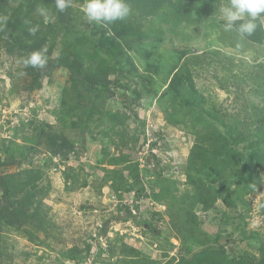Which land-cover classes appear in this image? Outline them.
<instances>
[{
  "label": "rangeland",
  "instance_id": "rangeland-1",
  "mask_svg": "<svg viewBox=\"0 0 264 264\" xmlns=\"http://www.w3.org/2000/svg\"><path fill=\"white\" fill-rule=\"evenodd\" d=\"M83 2L71 0V6L64 12L71 14L76 21L80 17L84 20ZM227 2L218 0L207 6L202 15L205 17L200 20L182 21L176 27V33L171 31L172 21L162 23L166 35L160 41L149 40L142 47L138 44L130 48L126 46L132 62L150 77L148 81L153 90L159 89V95H154L152 91L143 90L139 78L130 83L123 81V86L130 84L131 89H116L108 105V110L124 116L132 134L140 132L141 121L145 123L144 136L131 151L140 169L143 192L122 189L112 193L107 185L100 190L97 165L103 156L102 149L107 148L115 157L119 150L112 144V141L118 142V136L110 134L111 139H105L106 143L102 141V130L106 125L99 126L98 121L91 123L92 130L88 133L78 131L79 150L71 153L67 161L61 160L60 155L49 160L51 147L45 138L37 143L31 142L38 133L43 136L46 132L61 129L56 111L60 107L62 89L68 85L69 71L61 64L54 68L49 64L35 71V81L21 63L23 57L19 50L0 39V175L47 164L51 190L44 206L57 226L49 236L40 232L38 240H30L14 229L3 228L0 232V264L116 262L118 257H113L110 246L119 238L158 264H169L173 258L177 262L182 256L198 253V250L188 253L176 236L167 214L166 201L153 198V191L158 192L159 188L155 186L156 175L151 173L154 166L149 157L159 160V167L153 170L158 169L163 178L174 182L177 195L193 192L185 173L195 141L190 131L192 125H169L165 119L169 99L160 97L171 80L167 77L169 64L183 71L188 68L198 88L218 108L237 116L243 127L251 132L257 129L264 132V44L241 39L234 29L224 30L219 6ZM160 35L153 32L154 38ZM181 50L185 51L183 57L179 53ZM134 90H139L140 95ZM230 122L234 123L231 119ZM69 133L66 134L69 136ZM76 134L74 130L71 137ZM10 141L20 145L30 143L35 151L30 155L24 153L23 157L19 154L13 162L5 164L10 154L2 151V145ZM89 169L93 170L92 175ZM259 176L261 183L247 197L251 204L246 216L247 238H242V231L235 229L237 225L233 220L230 223L224 221V211L231 218H235L236 213L227 210L220 200L216 202L214 212L206 213L200 205L196 211L204 239L215 236L219 226L225 224L226 250L234 256L249 254L252 261L260 258L259 247L264 240V169L260 170ZM85 180L88 185L83 187ZM74 182H77L76 187ZM250 232L258 233L262 241L252 239ZM68 253L77 256L78 260L70 261L62 256Z\"/></svg>",
  "mask_w": 264,
  "mask_h": 264
},
{
  "label": "trees",
  "instance_id": "trees-1",
  "mask_svg": "<svg viewBox=\"0 0 264 264\" xmlns=\"http://www.w3.org/2000/svg\"><path fill=\"white\" fill-rule=\"evenodd\" d=\"M216 1L218 0H127L132 11L126 19L100 26L89 24L80 16L76 21L71 14L59 12L53 0H0V39L18 49L23 58L33 50H46V66L51 64L49 67L54 68L61 64L69 71L68 85L62 89L60 107L56 111L61 129L46 132L43 136L38 133L31 142L37 143L45 138L51 147L49 160L60 155L61 160L67 161L71 153L79 150L78 131L86 134L92 130L91 123L98 121L99 126H107L102 130V141L106 143L105 139H111L110 134L118 136V142L115 140L112 144L119 150L115 157L107 148L102 149L103 156L99 158L97 165L100 190L107 185L112 193L122 189L143 192L140 169L134 162L131 151L144 136L145 123L141 121L140 132L132 134L130 124L124 116L118 111L108 110V105L116 89H131L130 84L123 86V81L130 83L139 78L143 90L152 91L154 95L159 93V89L153 90L148 81L150 77L145 76L132 62L126 46L130 48L138 44L142 47L149 40L160 41L166 35L162 23L172 21L171 31L176 33V27L182 21L204 18L202 15L205 8ZM37 8H45L49 17L40 16ZM36 25L39 26L38 32L34 36L30 35L29 27ZM153 32L161 35L154 38ZM244 39L252 44H264V28H257L252 36ZM179 53L181 57L185 56L184 50ZM168 67L167 77L171 80L160 97L169 99L165 107V119L169 125H192L190 131L194 134L195 141L188 156L185 173L187 183L194 190L192 193L177 195L174 182L167 181L153 167L151 173L156 175L155 186L159 190L152 194L155 200L166 201L173 231L180 238L183 247L188 249V253L198 250L194 256H182L177 262L173 258L169 264H264V240H260L261 236L259 239L258 233L249 234H252V239L262 241L259 259L252 261L249 254L234 256L225 248L228 238L225 235L226 225L221 224L215 236L206 240L199 227L196 212L199 205L206 213L214 212L216 202L220 200L227 210L236 213V217L231 218L224 211L225 220L224 217L222 220L227 223L233 220L237 225L235 229H241L242 238H247L246 216L251 209L247 197L261 183L259 173L264 169V132L260 129L251 132L239 123L237 116L218 108L198 88L188 68L183 71L171 64ZM36 70L26 68L35 81ZM133 92L140 95L139 90ZM74 130L77 134L73 138L71 134ZM68 131L69 136L66 134ZM2 151L10 154L5 162L9 164L19 154L22 157L30 155L35 149L30 143L20 145L16 141H10L2 145ZM155 160L159 167V160ZM47 167L45 164L43 167H28L15 173L0 175V232L7 227L22 232L30 240H38L40 232L49 236L52 234L51 230L57 228L49 215V209L44 206L51 190ZM92 172L89 169L90 175ZM73 185L76 187L77 182ZM87 185L86 180L82 182L83 187ZM209 244L215 246L210 247ZM89 249L90 245L87 247L88 252ZM110 250L113 257H118L117 261L96 264H158L121 238L111 243ZM62 256L70 261L78 260L72 253Z\"/></svg>",
  "mask_w": 264,
  "mask_h": 264
},
{
  "label": "clouds",
  "instance_id": "clouds-1",
  "mask_svg": "<svg viewBox=\"0 0 264 264\" xmlns=\"http://www.w3.org/2000/svg\"><path fill=\"white\" fill-rule=\"evenodd\" d=\"M59 12L71 6V0H54ZM37 13L45 18L49 13L45 8H37ZM82 11L89 24L100 26L124 20L131 14L127 0H84ZM220 18L224 21V30H235L241 39L252 36L257 28H264V0H228L219 6ZM27 23V22H26ZM39 26H30V35H35ZM46 50H33L21 63L25 68L43 69L47 63ZM23 74V73H22Z\"/></svg>",
  "mask_w": 264,
  "mask_h": 264
},
{
  "label": "water",
  "instance_id": "water-1",
  "mask_svg": "<svg viewBox=\"0 0 264 264\" xmlns=\"http://www.w3.org/2000/svg\"><path fill=\"white\" fill-rule=\"evenodd\" d=\"M149 161H150V163L154 166V168L157 167V163H156V160H155L154 157L151 156V157L149 158Z\"/></svg>",
  "mask_w": 264,
  "mask_h": 264
}]
</instances>
